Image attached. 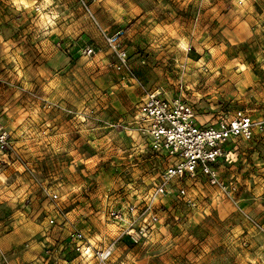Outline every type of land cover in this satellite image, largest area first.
<instances>
[{
    "label": "rangeland",
    "instance_id": "1",
    "mask_svg": "<svg viewBox=\"0 0 264 264\" xmlns=\"http://www.w3.org/2000/svg\"><path fill=\"white\" fill-rule=\"evenodd\" d=\"M53 1L50 20L0 0L7 217L47 221V264H81L55 222L58 207L70 232L96 248L114 244L106 264H264V0H87L108 33L121 31L133 80L76 0ZM149 91L182 98L207 124L236 109L263 123L217 165L225 189L187 178L185 196L155 202L156 220L142 215L147 236L136 244L119 237L108 211L135 206L140 215L169 163L138 129Z\"/></svg>",
    "mask_w": 264,
    "mask_h": 264
},
{
    "label": "built area",
    "instance_id": "2",
    "mask_svg": "<svg viewBox=\"0 0 264 264\" xmlns=\"http://www.w3.org/2000/svg\"><path fill=\"white\" fill-rule=\"evenodd\" d=\"M40 0H33V10H41ZM84 15L93 25L98 35L115 55L116 63L125 71L123 78L133 80L134 75L129 69L126 53L118 47L121 31L108 33L100 24L87 0H76ZM92 47L84 50L89 56ZM71 112V111H69ZM263 121L254 120L243 109L223 112L214 123H199L196 111L187 101L180 97H168L160 92H145L138 105V129L141 135L160 150L169 163L159 175L158 183L148 193L142 213L136 214V207L128 210L112 208L108 211V219L119 228V237H125L131 243H142L146 240L147 227L142 223V215L147 213L151 220H156L155 202L168 195L185 196L187 178L195 176L205 177L211 185L226 188L219 180L217 165L229 155L225 145L235 139L250 141L261 128ZM10 147L8 134L0 124V150ZM56 199L55 193L49 194ZM50 224L54 219L49 220ZM69 242L75 253L85 258L93 259L95 264H106L112 256L114 244H107L101 248H92L78 230L68 235ZM4 264H9L6 259ZM59 264V263H54Z\"/></svg>",
    "mask_w": 264,
    "mask_h": 264
},
{
    "label": "crops",
    "instance_id": "3",
    "mask_svg": "<svg viewBox=\"0 0 264 264\" xmlns=\"http://www.w3.org/2000/svg\"><path fill=\"white\" fill-rule=\"evenodd\" d=\"M16 1L19 3V0H16ZM29 1H31L29 9L35 12L33 10V0H29ZM39 3H40L41 10L35 13L39 15L40 17H43L45 19L51 18L50 20H52L54 18V16L52 15V9H53L52 7H53L54 1L53 0H40ZM14 6H16L15 2H14ZM17 8L19 10H29V9L23 8L22 5L21 7H17ZM245 21H250V18H246ZM92 29L97 34L96 30L94 28ZM5 83L6 81L0 76V84L2 85ZM3 102L4 100L0 99V103L2 104ZM3 110H4L3 111L4 113L5 108H3ZM196 118L199 123L208 122L207 120L200 119L197 115V112H196ZM240 141L242 140H239V139L231 140L225 145V149L229 151V155L226 156L224 159H222L219 163L224 162V161L227 163L229 161L230 157L233 155L232 153L234 152L238 142ZM60 213H61L60 207L56 208L55 215L59 216L60 221L59 219H56L55 222H57L60 229L62 227L65 228L64 231L67 232L66 238L68 240L70 229H68L69 221L68 222L66 221L67 214L66 215L64 214V216H60L61 215ZM49 215L50 216L48 218V222L50 219H54V215H52V212ZM15 216L17 215L14 213V222H12L13 220L10 219L11 217L8 218L5 210L0 206V264H4L2 261L3 259H6L9 264H47V262L44 261L46 255H44L42 252L43 243L49 240L48 237H45L48 235V233L46 235V230H47L46 226L48 224L47 221L46 220L41 221L39 224H36L34 223V221H30V220L25 221V222H20L19 220H16ZM54 235L55 234L52 233L53 238H55L56 236ZM88 242L92 248L97 247V246H94L90 241ZM71 249H72V246H71ZM75 255H78V259H79L78 261H81V264H84V263L89 264L93 262L92 259L90 258L84 259L82 256H80L77 253H75ZM52 263H56V260L54 262L52 261ZM59 264H62V263H59Z\"/></svg>",
    "mask_w": 264,
    "mask_h": 264
},
{
    "label": "bare ground",
    "instance_id": "4",
    "mask_svg": "<svg viewBox=\"0 0 264 264\" xmlns=\"http://www.w3.org/2000/svg\"><path fill=\"white\" fill-rule=\"evenodd\" d=\"M21 1V0H20ZM30 2L31 1H28V0H22V5H24L23 7H25V8H29V6H30Z\"/></svg>",
    "mask_w": 264,
    "mask_h": 264
}]
</instances>
